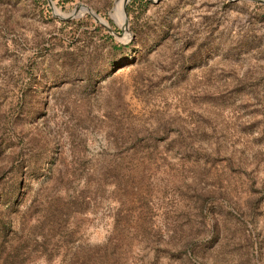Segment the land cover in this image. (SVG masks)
<instances>
[{
  "label": "rangeland",
  "instance_id": "obj_1",
  "mask_svg": "<svg viewBox=\"0 0 264 264\" xmlns=\"http://www.w3.org/2000/svg\"><path fill=\"white\" fill-rule=\"evenodd\" d=\"M117 1L0 0V264H264V3Z\"/></svg>",
  "mask_w": 264,
  "mask_h": 264
},
{
  "label": "bare ground",
  "instance_id": "obj_2",
  "mask_svg": "<svg viewBox=\"0 0 264 264\" xmlns=\"http://www.w3.org/2000/svg\"><path fill=\"white\" fill-rule=\"evenodd\" d=\"M126 2H127V0H118L116 2V6L114 9L116 16L118 15L119 20H121V25L123 24V20H124L123 8H124ZM81 8H83L82 11L88 12V8H86V7H81ZM101 23H103V22H101Z\"/></svg>",
  "mask_w": 264,
  "mask_h": 264
},
{
  "label": "water",
  "instance_id": "obj_3",
  "mask_svg": "<svg viewBox=\"0 0 264 264\" xmlns=\"http://www.w3.org/2000/svg\"><path fill=\"white\" fill-rule=\"evenodd\" d=\"M251 1H257V2H260V3H264V1H262V0H251ZM48 2H49V4L51 5V2H50V0H48ZM87 8V7H86ZM90 11V9H88V12ZM123 12H124V15H125V8H123ZM95 19H97L96 17H95V15L90 11L89 12ZM73 14H74V12H73ZM72 15H70L68 18H70Z\"/></svg>",
  "mask_w": 264,
  "mask_h": 264
}]
</instances>
